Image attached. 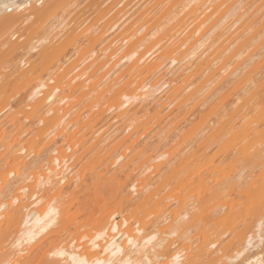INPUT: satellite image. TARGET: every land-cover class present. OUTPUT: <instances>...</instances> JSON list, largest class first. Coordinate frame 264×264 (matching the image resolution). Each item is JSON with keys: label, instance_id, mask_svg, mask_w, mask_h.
<instances>
[{"label": "bare ground", "instance_id": "bare-ground-1", "mask_svg": "<svg viewBox=\"0 0 264 264\" xmlns=\"http://www.w3.org/2000/svg\"><path fill=\"white\" fill-rule=\"evenodd\" d=\"M44 1L0 0V19L14 27L0 48L19 52L2 77L26 76L37 53L61 41L73 45L69 54L59 56L57 47L50 53L29 91L38 104L28 107L21 124L9 102L0 109V119L10 113L0 120L7 134L0 141V228L15 225L0 246L8 252L0 264H28L46 244L45 264H264V214L243 238L235 232L245 220L212 235L235 196L264 176V59L258 60L264 58V0H103L95 21L76 14L69 20L81 5L73 0L66 16L54 15L37 35L19 34L34 25V2ZM237 81L243 84L230 104L235 117L226 119L225 107L181 137L196 117L192 104L211 89L199 107L213 102L225 83ZM203 129L214 130L207 142L219 139L194 149ZM152 134L164 135L166 143L157 150L150 145V153L145 141ZM215 144L222 153L207 157ZM242 155L255 164L234 165ZM186 170L173 190L169 179ZM104 178L134 184L123 197L130 211H121L128 215L119 210L95 226L94 235L69 239L63 220L76 219L71 210L80 189Z\"/></svg>", "mask_w": 264, "mask_h": 264}, {"label": "rangeland", "instance_id": "rangeland-1", "mask_svg": "<svg viewBox=\"0 0 264 264\" xmlns=\"http://www.w3.org/2000/svg\"><path fill=\"white\" fill-rule=\"evenodd\" d=\"M72 1L73 0H46V1H44V3H42L40 5L37 4L36 2H34V5L30 9V12H34L36 15L34 18V25L32 26V29L31 28L30 29L22 28V31H20L19 34L22 35V33L25 34L27 32L25 35L26 38H28L29 36L37 35L41 31L42 26L47 21H49L54 15L58 14L59 16H66V14L72 8V6H70V3ZM76 1H80L81 5L74 12V14H73L74 16H71V15L69 16V20L72 19L73 17H75V14H76V16H77L76 18H78L79 20L85 18L86 16H91V19L93 21H95L100 17V14H101L100 11H102L100 9L105 8V6L103 7L101 5V2L103 0H76ZM15 15H16L17 20L23 18L21 16V14H19V13L15 14ZM4 21L5 20L0 19V43L7 36V34H5V32L7 33V31H8L7 29H9V27L7 25H5L6 23ZM11 28L9 29V31L14 29V27L12 29ZM67 36L65 37V39L67 38ZM26 38H25V40H26ZM17 39H18V41H17ZM17 39L14 40V42H16L18 45L21 44V42H24V40L20 41L19 38H17ZM61 42L63 43V41H61ZM66 42H67V39H66ZM60 43H57L56 45L54 44L55 45L54 50L50 49V48L53 49V46L50 48L47 47V49L48 48L50 49V52H47V50H46L45 53L39 52L35 56H33L31 61H30V66H32V70H31L32 72L30 71L26 76L24 75L22 77H18V75H17V76H15V78L12 77V78L6 79L5 77H2L0 75V109L5 107L6 103L9 102L11 104L9 106L13 105L12 106L13 109L11 108L10 112L14 113V114L19 113L18 117L16 114L15 115L13 114L12 117L15 116V117L19 118L18 120H20V118H22V120H24L25 116L30 113L28 107H31V108L36 107V105L38 104L37 100L36 101L34 100V95H30L29 91H30L31 87L34 85L35 81L37 80L39 74L43 71L44 68H46V66H48L50 64L51 59H52V57H51L52 55L50 53L53 54V51H56V47H57V49H60V50H58V52L59 51L61 52L59 56H62L63 54H66V53L69 54L73 49V45L71 43H65V44L63 43L62 45ZM49 49H48V51H49ZM7 51L8 50H6V49L0 48V73H1V71H3V66L7 65L8 62L9 63L14 62L19 57L18 50L14 51V52H7ZM260 59H264V58H261V57L258 58V60H260ZM263 65H264V63H263ZM28 68L29 67H27V69ZM251 68H249V69H251ZM27 69L25 68L24 71H27ZM224 79L225 78H223V79L221 78L220 82L223 81ZM231 80H233L232 77H231L230 81ZM220 82H217V84L219 83V85H220ZM217 84H215V85H217ZM242 84L243 83H239L238 81L235 83H230V82L225 83L224 84L225 88L221 91V93H219V95L217 94V96L215 97V100L211 103H207L204 106L199 107V104L201 102H203L209 96L208 94H210L213 90L211 89L210 92L208 91L209 93H205V95L202 96L201 98H199V100L197 99V101L194 104H192V106L190 108V112L191 113L194 112L196 117H192L193 118L192 123L189 124L187 126L186 130H184L181 133L182 134L181 137L185 136L190 131L191 128H194V132H196L197 130H199L201 128H204V126H206V124H207V121L209 119H212V118L216 119V115L221 113L225 107L228 110H230L229 115L227 116L226 119L235 117L233 115H234L235 109H237V108L235 107V105H234V107H232L230 104L234 101L235 94L237 92H239V88ZM263 84H264V82H263ZM217 87H218V85H217ZM263 88H264V85H263ZM263 91H264V89H262L261 93L264 94ZM33 100H34V102L32 103ZM25 107H27V108H25ZM231 107H232V109H231ZM262 107H263V111H264V102H263ZM197 108L201 109L203 112L198 110ZM25 112L28 114H26ZM24 113L26 115H23ZM9 114L10 113H8V117L4 116L0 120L1 121L4 119H5L4 121H7V119L9 120L10 119ZM204 117H205V120H204ZM263 117L264 116L262 115L261 118H263ZM31 118L33 121L34 117H31ZM9 124H10V122L8 124H6V126L8 127ZM19 124H21V120H20ZM151 124L152 123H150V125ZM16 125H18V124L16 123ZM30 125L31 124L28 125L29 126L28 128H30ZM6 126H4V128ZM11 129H12V127H11ZM6 130H8V128H6ZM36 130H37V128H36ZM203 130H205L203 137H201L200 139L198 138L202 132L199 133V135L197 137H194V141L192 142V144H194L193 145L194 149H199L201 147H205L206 145H209L210 143H213L214 141L219 139L218 136H214L211 138V140L209 142H207L209 137L213 136L214 130H210V129L209 130L203 129ZM261 130L264 131V128H262ZM159 131H160V129H159ZM159 131H156V132H159ZM170 132H171V130H170ZM170 132H168V133L170 134ZM153 134H155V133H153ZM153 134L149 137V140L147 139L145 141L147 144H149V147L144 143L147 146L146 147L144 145L147 149L151 148L150 153H153V151H154V150H152V147H150V145L154 146L156 143V146L153 149L157 150L158 149L157 147L160 146L161 143H162L161 146H164L166 143V142H164V138H166L164 136L165 135L164 132H162V134H164L163 136H162V134H160L161 136L158 135L160 137H157V134L155 137ZM6 136H7L6 133L0 132V141L3 140ZM152 136H153V138H151ZM150 138H151V140H150ZM156 138H158V139H156ZM190 138H193V134L191 137H189V139ZM161 140H163V141L161 142ZM147 141H149V143ZM153 141H154V143H153ZM41 143L42 142H40V145H41ZM163 143H164V145H163ZM37 145H39V144H37ZM144 146L142 144V147H140V148H142V150L146 149ZM39 147H40V149H42L41 146H39ZM159 148H161V147H159ZM37 150H39V149H37ZM228 150L231 151L230 149H227L226 152H228ZM222 151L223 150H220L219 146H217L215 144L213 146V150L208 153L207 157H211V156L215 155L216 153H219L218 155H220L222 153ZM201 153H202V151H200L197 156H200ZM15 157H17V156H15ZM232 157H233V154L227 158V161L228 162L234 161L232 159ZM19 160H21V159H18L17 161H19ZM254 162H255V160L253 158H251L247 155H242V156L237 158V161L234 162V165L239 164V167H240L241 165H250L251 163L255 164ZM5 171H8V168ZM210 171L211 170L209 168L207 173H209ZM249 171L250 170H247L245 172L246 174L243 173V175L246 176L247 172H249ZM186 174H187V170L184 173H182L181 176L177 180H175L174 177L171 176L172 178H170L169 180H171L172 182L168 181V182H171L170 187L173 190L178 189L179 187H177V186H179V185L178 184L176 185V183L179 182V180H181L183 177H185ZM128 183H129V178H123L120 181H115V182L110 181L109 179H105L102 181L89 180L85 184L84 188L80 189V192L78 193V196H76L75 203H74L76 206H74L71 210V216L74 214H75V216L77 215L76 219L74 221L73 220L69 221V219H70L69 217L65 218L63 220V222L66 221L67 225L65 223H62L61 226H59V229L64 227L63 225L68 226L67 227L68 228L67 229V236L69 235V239H71L73 237L77 238L78 236H80V233H82V232L83 233L86 232L87 234L89 232V235H90V233L95 230L94 229V228H96L95 226L98 225L97 227H99V224H101L102 221L106 217L113 215V214L117 215L119 210L122 213L125 210L127 212L129 210V208H125L128 206V204H126L127 200H124L125 198H123V197H125L126 194L129 192V190L134 187V184H128ZM175 185H176V187H175ZM263 186H264V176L262 177V179L260 178L258 180V183L254 187V189L249 190L244 196H241L240 194L238 196H235V201L233 202L234 204L231 207H229L227 209V211L221 215V219H223L222 223L219 225V228H216V230L213 231L212 235L215 234L216 232H219L222 229H225V228H229L230 230H232V228L234 229V227H236V225H238V224L240 225V223H242L245 220L246 223L244 222L245 224L240 226L235 232V234H240V236H239L240 238H243L244 233L251 227L255 218H257V216H259L260 214H264V187ZM123 187H125V189H123ZM262 188H263V191H262L263 195L260 194V192H259V190ZM188 191L189 190L185 191L182 195L184 196ZM259 194H260V197L257 198V196ZM122 198H123V200H122ZM256 200L259 202L256 203ZM121 201H124V202H121ZM201 205H204V207H205V204H201ZM121 209H125V210L121 211ZM210 213L211 212L209 211L207 213V215L203 218V220L205 221L204 227H206L208 225L207 220H209ZM124 214L128 215V213H123V215ZM14 227H15V225L12 226V223L11 224L6 223V224L1 226V228H0V246L8 241V239H6L7 237L5 236L6 232L12 228L14 229ZM202 229H203V227H202ZM90 230H91V232H90ZM55 235H56L55 233L50 235V237H49L50 238L49 239L50 244L54 243V240L56 237ZM91 235H94L93 232L91 233ZM43 246H41V247H43ZM48 246H49V244L48 245L46 244V246H44V248L38 247L39 250H38V248H37V250L35 249V251H34L35 254L34 253H33L34 255L32 254L33 257H31V259L28 260V264H45L44 259H46V256L44 254V251H46V249H48ZM261 249H262V247L258 248V250H261ZM4 250L6 251L7 248ZM4 250L0 251V259L1 260L6 258L5 253H3ZM258 250H257V248H252V250L250 249V252L253 253V252H256ZM237 261H240V259ZM234 263L238 264L239 262L235 261Z\"/></svg>", "mask_w": 264, "mask_h": 264}]
</instances>
